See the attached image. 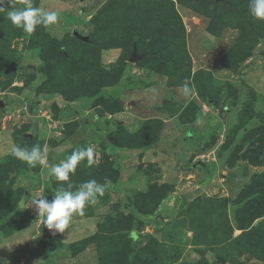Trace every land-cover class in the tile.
I'll use <instances>...</instances> for the list:
<instances>
[{
  "label": "rangeland",
  "instance_id": "1",
  "mask_svg": "<svg viewBox=\"0 0 264 264\" xmlns=\"http://www.w3.org/2000/svg\"><path fill=\"white\" fill-rule=\"evenodd\" d=\"M249 2L31 0L58 14L40 57L6 17L24 0H5L0 264H264V19ZM33 145L49 166L80 148L92 163L59 181L12 154ZM89 180L103 195L43 249L33 198Z\"/></svg>",
  "mask_w": 264,
  "mask_h": 264
},
{
  "label": "clouds",
  "instance_id": "2",
  "mask_svg": "<svg viewBox=\"0 0 264 264\" xmlns=\"http://www.w3.org/2000/svg\"><path fill=\"white\" fill-rule=\"evenodd\" d=\"M9 5L13 0H7ZM26 6L23 9L6 11L5 0H0V13L6 11V17L18 28H22L26 33L32 34L37 26H50L58 21V14L55 11H44L41 8L33 7L31 0H24ZM249 12L257 19H264V0H250ZM18 159L26 162L30 167L37 164L49 168L50 174L59 181H68L70 174H74L77 165L81 160L88 158L92 163V149L80 148L72 152L67 159L59 164L49 166L46 149L42 150L40 145H33L31 149L15 146L12 153ZM104 185L96 180H89L80 185L76 191H60L54 194L49 201L43 194L33 198L32 206L42 217V223L48 229L63 233L69 226L73 214H84L86 205L97 203L98 194L103 195Z\"/></svg>",
  "mask_w": 264,
  "mask_h": 264
},
{
  "label": "trees",
  "instance_id": "3",
  "mask_svg": "<svg viewBox=\"0 0 264 264\" xmlns=\"http://www.w3.org/2000/svg\"><path fill=\"white\" fill-rule=\"evenodd\" d=\"M29 40L30 46L38 48L40 57H43L47 53L53 42V38L48 33L45 26H37L36 30L29 35ZM154 241L155 238L149 237L142 249L146 250L150 248ZM60 247H64V244H61Z\"/></svg>",
  "mask_w": 264,
  "mask_h": 264
},
{
  "label": "water",
  "instance_id": "4",
  "mask_svg": "<svg viewBox=\"0 0 264 264\" xmlns=\"http://www.w3.org/2000/svg\"><path fill=\"white\" fill-rule=\"evenodd\" d=\"M72 35L75 38H77V39H79V40H81L83 42H88L89 41V36L88 35H83L78 30H73L72 31ZM141 57L142 56L137 55V50L134 49L133 52H132V54H131V56H130V58H129V60L133 62V61H135L137 59H140ZM4 106H5L4 102L2 100H0V107H4ZM65 231H66V229L64 230V232ZM63 233L56 232L55 230L48 229L46 227V225H44L42 223V226H41V236L39 238V240L41 241L40 243H42V241L45 240V239L48 240V239H51V238H60Z\"/></svg>",
  "mask_w": 264,
  "mask_h": 264
},
{
  "label": "flooded vegetation",
  "instance_id": "5",
  "mask_svg": "<svg viewBox=\"0 0 264 264\" xmlns=\"http://www.w3.org/2000/svg\"><path fill=\"white\" fill-rule=\"evenodd\" d=\"M56 239H59V238H51V239H48V240H46V239L43 240L42 244H41L42 248L45 249V250L50 249V247L48 245H50L52 240H56Z\"/></svg>",
  "mask_w": 264,
  "mask_h": 264
},
{
  "label": "crops",
  "instance_id": "6",
  "mask_svg": "<svg viewBox=\"0 0 264 264\" xmlns=\"http://www.w3.org/2000/svg\"><path fill=\"white\" fill-rule=\"evenodd\" d=\"M62 114H65L64 112H63V109H62ZM75 134H70V135H68V137L66 138V141L67 140H70V138L72 137V136H74Z\"/></svg>",
  "mask_w": 264,
  "mask_h": 264
}]
</instances>
